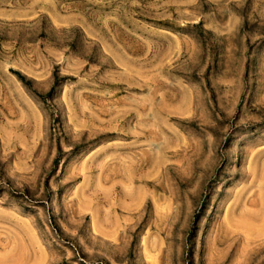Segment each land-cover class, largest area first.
Here are the masks:
<instances>
[{
  "label": "rangeland",
  "instance_id": "374dc122",
  "mask_svg": "<svg viewBox=\"0 0 264 264\" xmlns=\"http://www.w3.org/2000/svg\"><path fill=\"white\" fill-rule=\"evenodd\" d=\"M0 264H264V0H0Z\"/></svg>",
  "mask_w": 264,
  "mask_h": 264
}]
</instances>
